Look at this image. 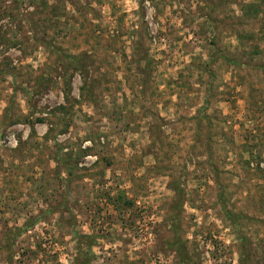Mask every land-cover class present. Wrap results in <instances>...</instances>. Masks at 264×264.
Returning <instances> with one entry per match:
<instances>
[{
	"label": "rangeland",
	"instance_id": "374dc122",
	"mask_svg": "<svg viewBox=\"0 0 264 264\" xmlns=\"http://www.w3.org/2000/svg\"><path fill=\"white\" fill-rule=\"evenodd\" d=\"M0 264H264V0H0Z\"/></svg>",
	"mask_w": 264,
	"mask_h": 264
}]
</instances>
